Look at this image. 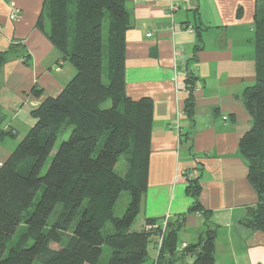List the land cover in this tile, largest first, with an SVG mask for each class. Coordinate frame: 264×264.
Returning <instances> with one entry per match:
<instances>
[{"label": "trees", "instance_id": "1", "mask_svg": "<svg viewBox=\"0 0 264 264\" xmlns=\"http://www.w3.org/2000/svg\"><path fill=\"white\" fill-rule=\"evenodd\" d=\"M44 19L48 39L75 73L57 96L31 110L33 125L0 164V264H97L104 245L111 248L105 264H141L160 236L152 264H214L216 229L206 224L209 211L202 210L198 177L189 176L191 171L184 173L186 194L193 198L188 211H202L206 226L195 243L178 247L182 219L168 221L164 230L155 225L157 218L132 228L147 185L153 103L125 93V33L131 27L125 0H44L36 21L42 31ZM252 29L254 81L242 93L251 124L238 139V153L257 202L240 222L264 232V0H255ZM16 57L28 63L25 46L11 43L0 51V68ZM196 79L187 69L183 111L191 125ZM2 121L0 113V136L16 137L2 129ZM123 153L125 169L119 173ZM124 191L129 200L116 216ZM21 222L24 231L10 244Z\"/></svg>", "mask_w": 264, "mask_h": 264}, {"label": "crops", "instance_id": "2", "mask_svg": "<svg viewBox=\"0 0 264 264\" xmlns=\"http://www.w3.org/2000/svg\"><path fill=\"white\" fill-rule=\"evenodd\" d=\"M43 3L0 0V51L20 43L28 54L27 64L16 57L0 68L1 127L17 134L0 136V164L33 125L31 110L57 96L75 73L48 39L47 19L43 31L36 25ZM125 6L131 25L125 93L153 103L139 229L147 218H157L162 230L182 219L178 247L198 240L206 226L202 211H188L193 198L184 173L191 171L202 210L209 211L206 224L216 229L214 264H264V232L240 222L257 202L238 153V139L251 124L242 93L254 81L255 0H125ZM187 69L197 77L192 125L183 111Z\"/></svg>", "mask_w": 264, "mask_h": 264}, {"label": "rangeland", "instance_id": "3", "mask_svg": "<svg viewBox=\"0 0 264 264\" xmlns=\"http://www.w3.org/2000/svg\"><path fill=\"white\" fill-rule=\"evenodd\" d=\"M108 102L105 103V105H107ZM60 140L57 141L56 145L54 146L50 156L48 157V160L46 161V167H47V164H49V161L51 160V156L53 155V153L55 152L58 144H59ZM126 156H127V153H123L117 164H116V170L119 171V173H122L125 169V163H126ZM45 167V168H46ZM44 168V169H45ZM39 197V193L36 195V197L34 198L33 202H32V205L28 208V211H31L35 205V203L37 202V199ZM128 200H129V195L126 191L122 192L121 196L117 199L116 203H115V206H114V214L116 216H120L123 214L124 210H125V207L128 203ZM59 210H60V204H58L52 214H51V217H50V223L51 221L54 220V218L57 216V214L59 213ZM140 223H141V220H140V215L137 216L135 222L133 223L132 225V228L133 229H139L140 227ZM24 223L21 222L20 225L18 226L16 232L14 233L13 237H12V240L10 241V244H14L16 239L18 238V236L24 231ZM185 239V238H184ZM183 240V237L178 236V243H180V241ZM51 247H54V248H57L58 246L54 243H51L50 244ZM111 254V248L107 247V246H102V253H101V256L98 260V263L97 264H105L109 258ZM149 254H150V257L152 258L153 255H155V253L152 252V248L150 247V251H149ZM149 258V259H146L145 261H143L141 264H152V259ZM190 259H186V261H189Z\"/></svg>", "mask_w": 264, "mask_h": 264}, {"label": "built area", "instance_id": "4", "mask_svg": "<svg viewBox=\"0 0 264 264\" xmlns=\"http://www.w3.org/2000/svg\"><path fill=\"white\" fill-rule=\"evenodd\" d=\"M189 30H191V29H189ZM182 62H184L183 58L180 59V61L177 63V65L181 64ZM177 65H176V66H177ZM192 175H193V173L191 172V173L189 174V176H192ZM149 227H151V226H147V228H149ZM161 239H162L161 236L158 237V241H157L156 246H155V248H154L156 252H157V250H158V248H159V246H160ZM185 246H186V243H182L181 246H180L179 248L181 249V248H183V247H185Z\"/></svg>", "mask_w": 264, "mask_h": 264}]
</instances>
